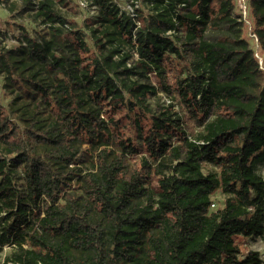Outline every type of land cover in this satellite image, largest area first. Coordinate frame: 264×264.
Wrapping results in <instances>:
<instances>
[{"label":"trees","instance_id":"obj_1","mask_svg":"<svg viewBox=\"0 0 264 264\" xmlns=\"http://www.w3.org/2000/svg\"><path fill=\"white\" fill-rule=\"evenodd\" d=\"M23 1L62 34L67 20L49 0ZM91 1L89 35L70 28L64 53L49 58L46 38L26 34L17 52L34 66L7 76L51 116L22 127L0 104V143L14 151H0L4 264H262L259 251L239 259L236 241L264 235V72L250 40L212 22L215 0H146L147 23ZM249 3L263 42L264 0ZM108 35L132 42L134 64L113 68ZM172 56L184 75L165 78ZM85 142L100 149L83 174ZM217 191L226 198L212 209ZM45 199L52 209L30 233Z\"/></svg>","mask_w":264,"mask_h":264},{"label":"rangeland","instance_id":"obj_2","mask_svg":"<svg viewBox=\"0 0 264 264\" xmlns=\"http://www.w3.org/2000/svg\"><path fill=\"white\" fill-rule=\"evenodd\" d=\"M49 1L53 9L67 20V23L63 25L56 24L62 34L43 16L39 15L38 8L34 4H25L23 0H0V56L1 58L3 57V59H0V104L10 110L14 121L22 127L34 124L42 128L46 126L51 116L48 105L43 104L40 99L32 102L26 93L19 88L18 82L13 83L7 79V76L12 74H14L13 77L23 76L34 66L32 61L25 59L17 52V49L25 44L24 35L28 34L39 40L44 36L50 43L49 58L61 56L69 45L65 37L69 29L76 26L89 35V25H96L95 21L99 13L91 0H68L66 4L60 3L58 0ZM134 1L138 2L140 19L142 21L143 19L147 20V23L150 19V8L147 1ZM118 2L126 5L128 0H118ZM249 4V0H215L213 3L212 22L217 26H227L225 30L231 35H239L250 40L255 50L254 56L258 59L259 66L264 72V41L259 40L253 33ZM231 19H235L237 22L228 27L232 23ZM213 34L212 31L209 32V35ZM106 40L113 54L112 64L115 70H119L124 64L132 65L138 59L132 42L109 35ZM184 69L185 67L179 64V59L172 56V62L165 68L164 77H173V72L177 73V75H184ZM45 76L46 74L43 73L42 77ZM77 99L81 107L89 109L93 106L84 93H79ZM161 100L166 103L169 101L167 97H162ZM82 148L86 149L87 152L83 151L78 156V163L85 169L84 174L85 171L95 166V155L100 149V144L85 142ZM0 151L2 156L12 157L14 155L12 146L6 144L0 143ZM208 168L215 169L212 165H208ZM257 169L264 176V162L258 164ZM22 181L18 179V185L24 188ZM76 186V188L74 186L65 188L66 195L76 193L82 189V185L77 184ZM67 190L69 191L67 192ZM225 198L226 195L221 193V191L215 192L212 195V209L221 207ZM51 203L48 199L42 201L41 213L33 218L32 223L27 228L28 232L32 233L37 228V224L42 217L49 214L52 209ZM236 241L240 249L239 259H244L252 251H259L263 259L262 264H264V235L241 236L237 237ZM10 249L11 245L8 243L0 245V264L5 263Z\"/></svg>","mask_w":264,"mask_h":264},{"label":"built area","instance_id":"obj_3","mask_svg":"<svg viewBox=\"0 0 264 264\" xmlns=\"http://www.w3.org/2000/svg\"><path fill=\"white\" fill-rule=\"evenodd\" d=\"M114 2H116L118 5H120L124 10H126L132 17H136L137 16V8H139L138 6V2L134 1V0H128L126 5H122L121 3L118 2V0H113Z\"/></svg>","mask_w":264,"mask_h":264}]
</instances>
